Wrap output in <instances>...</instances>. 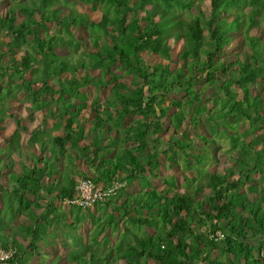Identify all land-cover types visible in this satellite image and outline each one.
<instances>
[{
	"label": "trees",
	"instance_id": "obj_1",
	"mask_svg": "<svg viewBox=\"0 0 264 264\" xmlns=\"http://www.w3.org/2000/svg\"><path fill=\"white\" fill-rule=\"evenodd\" d=\"M70 2L62 14L59 0H0V135L4 116L14 123L0 147L6 264H51L39 245L62 226L69 264H264V0ZM72 28H86L91 44L75 65L58 54L79 49ZM11 86L30 104L26 117L9 109ZM88 88L105 98L89 99ZM36 113V127L23 124ZM204 124L237 163L209 175L207 193L172 166L182 159L189 177L203 175L213 151L192 140L211 144L197 135ZM164 163L171 176H161ZM87 180L125 187L94 206L102 219L74 207L66 223L55 203ZM85 219L95 228L86 242L75 234ZM121 226L103 249L104 227Z\"/></svg>",
	"mask_w": 264,
	"mask_h": 264
},
{
	"label": "rangeland",
	"instance_id": "obj_2",
	"mask_svg": "<svg viewBox=\"0 0 264 264\" xmlns=\"http://www.w3.org/2000/svg\"><path fill=\"white\" fill-rule=\"evenodd\" d=\"M70 1L71 0H68L67 4L65 6L64 4H62V0H59V3L56 4V8L60 9L62 14H67L68 12H71L69 10L70 9L69 4L71 3ZM73 9L74 10L76 9L78 12H81V11H79V9L77 7H73ZM1 11L4 12L5 9L2 8ZM262 27L264 28V23H263ZM48 29H51V27H48ZM71 30H72V33L74 35L76 43H78L77 47H79V49L75 50V53H72V54H69L66 50H59L58 54L62 57L63 56L68 57L67 59H69V61L75 65L77 63V61L79 60L80 51L87 50V48H89L91 46V44H90V38H89V35H88L86 28H84V29L72 28ZM50 31L54 32L53 30H50ZM88 41H89V43H88ZM179 48H180V45L178 44L175 47V51H178ZM233 56L234 55L230 54L227 57L231 58ZM127 79H130V78H127ZM200 84L202 85L203 82H200L199 85ZM1 87H7V81L6 80L5 81L3 80L0 82V88ZM11 89H12V92L14 93V96L10 100L9 109L11 111L21 115L22 117H26V114L28 113V110L30 109L29 102L20 93H17L16 91H18V90H16L14 87L11 86ZM85 91H87L89 99H91V100L96 99L98 97H100L101 100H103L105 98L104 93L101 91H97V90L92 89V88L84 89V92ZM209 91L211 92L212 90H209ZM214 93H217V91L214 90ZM41 120H42V115L40 113H36V114H34L33 122H30L26 118L25 121L23 122V124L26 126H29L31 129H33L34 127H36L41 122ZM3 122H4V132L2 133V135H0V147H4L5 138L11 136L13 129H14L13 120L8 118L7 115L3 117ZM88 126H89L88 124L85 125V128H87ZM209 126H211V125L210 124H204L203 128L199 132H197V135H199L201 137L203 136L206 139L207 138L210 139L211 144L209 146H204L203 142L197 140L196 138H193V140H192V145L198 147L197 148L198 150L209 149V151H210L212 149V151H213V154L211 156H209V158H208L209 161L203 165V168H202L203 175L196 177V174H194V172H193V176L189 177L188 172L183 168L184 164H183L182 159H178V161L174 165H172L175 167V169L178 171L179 174H182L183 178L186 177L189 180H191L192 178L199 179L196 182V184L200 188V190L203 191V193L208 192L204 187L207 183V180H208L207 178L209 175L215 173L216 171L224 172L227 169H233V168H235V166L237 164L234 160V156H233V153L231 152L229 143L225 139L219 138L217 134H212ZM166 127L167 126L164 127V132L161 135V137L163 139H165V141H167L172 134L171 129H168ZM54 134L60 135L61 132L59 131V132H56ZM113 137H115V135H113ZM12 159H13L14 163L16 164V162H17L16 155L12 156ZM77 164L81 170H85V167L83 166V163L81 160H77ZM16 169H17V167H15L13 170V174H15V175L18 174ZM160 174L162 177L171 176L172 170L170 169V165L167 163L166 164L164 163L160 168ZM235 177H237V175H235ZM177 180H178V185H179L178 191L182 192L184 190V187H186V184H184V182H183L184 179H182L180 176H178ZM124 187L125 186L122 185V188H124ZM138 190H139L138 184L126 187L125 191L123 192L124 193L123 197L137 193ZM119 191H117L115 196L120 195ZM115 196H114V198H115ZM55 205L57 208L61 209L66 214V221L65 222L66 223H72L73 215H74V211H75L74 207H76V206L71 205V204H67V203L66 204L65 203H55ZM85 211H88L91 214L93 219H98V220L102 219L103 213L98 212V210L95 209V207H93L89 210H85ZM107 213H109V211L105 212V214H107ZM21 221H22V217L17 216L16 221H14L15 226L18 225ZM102 223H103V221H102ZM94 229L95 228H94V225H93L91 219H85L84 221H81V225L78 227L77 233H75V232L74 233L81 236L83 241L86 242L88 237L91 235L92 231H94ZM104 229H105L104 234H106V235L105 236L101 235V237L99 239V242H100L99 245H101L103 247V249H106L105 246L107 244H105V243H108L109 246H113L115 244V242L117 243V241L120 239L121 233L123 231V226H121V229L119 230L118 233H115L114 231L112 232L110 230L108 231L106 229V227H104ZM50 230L53 232L54 241H52L49 238H46L39 245V248L41 251V256H43L44 259L49 261L51 264H55L56 261H57L56 264H69V263H67V255H66V251H65L66 248L70 246L69 240H67L65 238V232L67 230L63 226L61 228L52 227ZM132 231L137 232L133 229H132ZM59 239L60 240L66 239L68 242V246L62 245L65 242H61ZM34 259H35V261H34ZM34 259H33V262H31V264H37L36 256H34ZM42 264H46V263L43 262ZM150 264H152V263H150Z\"/></svg>",
	"mask_w": 264,
	"mask_h": 264
},
{
	"label": "built area",
	"instance_id": "obj_3",
	"mask_svg": "<svg viewBox=\"0 0 264 264\" xmlns=\"http://www.w3.org/2000/svg\"><path fill=\"white\" fill-rule=\"evenodd\" d=\"M122 188V184L115 182L109 186L95 185L91 181H81L76 187V197L72 201H66L65 204H71L82 210H89L97 204H103L107 199L114 197ZM13 252L0 250V264H6Z\"/></svg>",
	"mask_w": 264,
	"mask_h": 264
},
{
	"label": "crops",
	"instance_id": "obj_4",
	"mask_svg": "<svg viewBox=\"0 0 264 264\" xmlns=\"http://www.w3.org/2000/svg\"><path fill=\"white\" fill-rule=\"evenodd\" d=\"M57 240H58V239H57ZM57 240H56V241H57ZM59 240H60V239H59ZM60 241H61V240H60ZM65 251H66V250H65ZM66 255H67V251H66Z\"/></svg>",
	"mask_w": 264,
	"mask_h": 264
}]
</instances>
